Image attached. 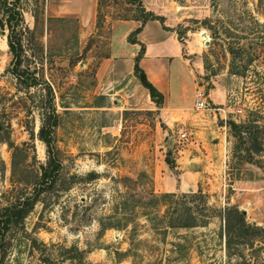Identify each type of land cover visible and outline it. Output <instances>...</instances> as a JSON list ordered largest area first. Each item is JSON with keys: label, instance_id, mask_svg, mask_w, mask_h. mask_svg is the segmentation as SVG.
I'll use <instances>...</instances> for the list:
<instances>
[{"label": "rangeland", "instance_id": "1", "mask_svg": "<svg viewBox=\"0 0 264 264\" xmlns=\"http://www.w3.org/2000/svg\"><path fill=\"white\" fill-rule=\"evenodd\" d=\"M16 1L23 17L16 28L23 47L20 67L25 73L34 72L41 82L29 89L17 87V79L6 70L11 53L0 11V124L22 148L16 158L25 164L28 179H34L46 159L37 134L41 114L36 103L48 82L58 115L54 136L62 170L55 190L45 193L46 206L36 202L22 226L8 232L1 264H40L36 251L30 250V236L56 251L59 244L76 243L86 249L84 264H256L264 260V245L255 248L259 240L252 248L244 247L242 255H228L222 215H213L204 226L164 229L165 219H160L164 209L195 203L180 196L191 190H172L177 196L158 199L151 208L137 202L127 228L99 230L98 217L115 205L116 189L124 193L134 189L136 199L142 201L149 191L160 192L154 190V170L166 166L177 177L176 157L192 135L190 126L151 99L133 68L134 59L121 46L124 37L112 28L119 17L141 16L137 2L97 0L92 18L82 21L75 12L60 10L62 0ZM179 2L190 6L179 13L175 8ZM164 11L178 37L185 44L192 39L191 46L195 42L196 52L190 57L199 90L208 101L205 112L216 109L225 116L214 122L224 124L219 147L195 148L200 158L211 151L204 160H195L206 165L198 188L211 205L221 210L237 205L245 210L248 222L264 226V0H174ZM135 47L138 52L139 44ZM194 97L195 102L201 97L198 90ZM228 119L249 127L257 123L255 142L248 132L239 141ZM207 141L211 145L210 136ZM11 158L12 148L0 141L4 165L0 206L1 191L11 186ZM123 176L135 180L126 181L127 187ZM99 192L106 201L97 198L95 217L80 219V201H89ZM145 211L156 218L151 220ZM116 250L127 254L121 257Z\"/></svg>", "mask_w": 264, "mask_h": 264}, {"label": "trees", "instance_id": "2", "mask_svg": "<svg viewBox=\"0 0 264 264\" xmlns=\"http://www.w3.org/2000/svg\"><path fill=\"white\" fill-rule=\"evenodd\" d=\"M129 1L137 2L142 12L141 16L135 17L139 19L140 23L127 35L129 41L138 42L140 44V48L134 57L133 68L135 72H137L141 83L148 89L151 99L158 105H161L164 100L162 91H160L147 78L145 71L138 63V60L144 51V44L137 39L136 33L141 29V26L146 20L157 18L163 23L164 17L157 14L152 9H146L141 0ZM0 11L3 15L1 22L5 23L8 28L7 44L11 53V63L6 70L17 79V87L29 89L30 87L39 84L41 81L34 72L25 73L24 69L20 67L23 47L21 36L16 29L18 25H21L23 18L20 7L16 0H0ZM164 26L166 27L167 25ZM37 102L36 106L40 108L41 114V123L37 134L45 145L46 159L44 163L39 165V171L34 179H28L25 164L16 158L18 151L22 148L10 139L6 126H1L0 124V131L2 130L3 133L0 135V141L7 142L8 146L12 148L10 168L11 186L1 191V197H3L4 203L0 206V264L2 263L9 245L8 232L13 227L22 226L25 216L34 207L36 202L41 201L43 207L46 206L48 201L44 199L45 193H51L55 190L56 182L60 177L62 170V161L58 154L59 151L56 147L54 136V129L57 125L58 115L53 100L52 87L48 82H45V92L41 93L40 99H38ZM28 109H31V107L28 106ZM226 122L230 126L233 135H235L239 141L244 140V133L248 132L249 134H253L251 135V138H253V142H255L257 137L255 131H258L257 127L259 126L257 123H253L251 126L256 127L254 129L257 130L252 131L251 127L247 126L245 123L237 122L234 119H228ZM256 146L255 148H258L259 146L257 142ZM166 160L167 162L169 161L167 158ZM0 162H3V160H0ZM3 168L4 165L2 163L0 164V170L2 171ZM88 177H93V175L88 174ZM71 178L73 180L77 179L74 175H72ZM121 178H123L125 186L127 187L128 183H126V181L133 182V180H135L131 179L129 176H123ZM123 193L124 192L119 189H116V193L114 194L115 205L110 211H103V213L99 215V230H105L110 227L122 229L127 228L130 222L134 219L133 215L135 214L134 212L139 202H141L139 204L142 207L147 206L151 208V204L158 199H167L177 196V193L174 191H149L148 198L140 201L139 199H136L138 194L134 189L126 190V192ZM180 196L183 198H189L195 201V203L182 205L181 207L173 206L171 208H165L163 214L160 216V219H165L163 225L164 229H167L168 227L204 226L209 222V219L213 215H222L224 219L225 245L229 256L232 254L242 255V249L248 246L252 248L254 242L257 240L261 241V244L255 248L261 249L263 247L264 226L248 222L245 219L243 210L239 209L237 205H227L222 210L218 209L208 202L206 193L202 192L200 188L195 191L183 192ZM99 197H101L103 202L106 201L105 195H101L100 192L93 195L89 201H80V219L82 218V220H85L89 217H95L94 215L97 213V208H95L96 200ZM145 214H148V217L151 220L156 218V215L152 216L151 214L149 216V212L147 211H145ZM29 239L30 250L36 251V259L40 264H57L61 263V261L65 262L62 264H66V261L73 264H84L83 260L85 258L86 249L79 248L76 243L70 245L59 244L56 251L52 245L35 236H30ZM54 251L56 252V257L54 256ZM116 253L122 257L127 254V250L122 252L116 250ZM256 264H264V260L256 262Z\"/></svg>", "mask_w": 264, "mask_h": 264}, {"label": "crops", "instance_id": "3", "mask_svg": "<svg viewBox=\"0 0 264 264\" xmlns=\"http://www.w3.org/2000/svg\"><path fill=\"white\" fill-rule=\"evenodd\" d=\"M58 4L62 12H75L82 21L86 17L92 18L97 6V0H74L72 4L62 0ZM146 9H152L157 14L164 17L163 23L157 19L146 20L141 29L137 32V39L144 44V51L141 54L138 63L145 71L147 78L160 90L164 95L161 109L172 115L174 119L179 118L183 123L190 126L192 135L188 138L176 157L175 168L180 171L177 177H173L166 166L165 169H156L153 173L155 191H172V190H191L198 188V180L204 174L205 163H197L195 160H204L211 151L195 156V148L206 147L212 150L219 147L222 141L220 129L224 127L222 123H214L216 119L224 118L222 112L206 111L209 108H200L195 106L194 92L200 87L196 79V70L191 64L190 54L195 53V42L185 44L175 32L173 24L168 22L169 14L165 8L174 5V0L163 2L161 0H141ZM175 8L179 7L178 12L189 7L185 2H179ZM177 10L173 9V13ZM140 23L139 19L134 16L128 18L119 17L112 23L115 33L124 37L121 46H125L129 51V56L134 59L136 45L138 42L127 41L126 36ZM167 25L166 27L164 25ZM117 30V31H116ZM114 42L111 43V45ZM123 44V45H122ZM140 48V44H139ZM114 50V49H113ZM113 50H111L113 52ZM139 50V49H138ZM195 110H197L195 112ZM205 112V113H204ZM201 114L202 116H200ZM210 136L211 145L208 143ZM171 171V170H170ZM166 182H168L166 184Z\"/></svg>", "mask_w": 264, "mask_h": 264}, {"label": "built area", "instance_id": "4", "mask_svg": "<svg viewBox=\"0 0 264 264\" xmlns=\"http://www.w3.org/2000/svg\"><path fill=\"white\" fill-rule=\"evenodd\" d=\"M198 95L201 96L198 100H196L195 105L196 107L206 108L208 106V101L202 97L203 91L198 89ZM181 136L186 137V132H182Z\"/></svg>", "mask_w": 264, "mask_h": 264}, {"label": "water", "instance_id": "5", "mask_svg": "<svg viewBox=\"0 0 264 264\" xmlns=\"http://www.w3.org/2000/svg\"><path fill=\"white\" fill-rule=\"evenodd\" d=\"M245 212V210H243V213Z\"/></svg>", "mask_w": 264, "mask_h": 264}]
</instances>
